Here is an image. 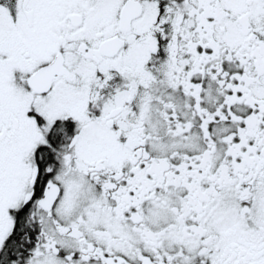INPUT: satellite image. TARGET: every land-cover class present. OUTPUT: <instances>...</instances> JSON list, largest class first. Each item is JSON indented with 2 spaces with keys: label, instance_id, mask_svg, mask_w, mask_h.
I'll list each match as a JSON object with an SVG mask.
<instances>
[{
  "label": "snow or ice",
  "instance_id": "snow-or-ice-1",
  "mask_svg": "<svg viewBox=\"0 0 264 264\" xmlns=\"http://www.w3.org/2000/svg\"><path fill=\"white\" fill-rule=\"evenodd\" d=\"M0 264H264V0H0Z\"/></svg>",
  "mask_w": 264,
  "mask_h": 264
}]
</instances>
